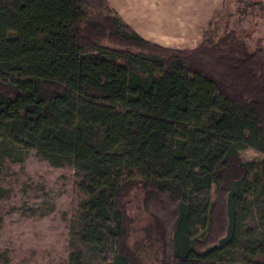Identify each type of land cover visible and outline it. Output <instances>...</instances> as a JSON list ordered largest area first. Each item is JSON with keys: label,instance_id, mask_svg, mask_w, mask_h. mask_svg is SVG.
<instances>
[{"label": "trees", "instance_id": "trees-1", "mask_svg": "<svg viewBox=\"0 0 264 264\" xmlns=\"http://www.w3.org/2000/svg\"><path fill=\"white\" fill-rule=\"evenodd\" d=\"M216 14L173 49L107 0H0V165L73 171L61 264H264V45Z\"/></svg>", "mask_w": 264, "mask_h": 264}, {"label": "rangeland", "instance_id": "rangeland-1", "mask_svg": "<svg viewBox=\"0 0 264 264\" xmlns=\"http://www.w3.org/2000/svg\"><path fill=\"white\" fill-rule=\"evenodd\" d=\"M247 4L248 0H225L212 27L220 34L226 25H235L238 41L252 49L264 45V5L262 14L241 18L243 6L253 10ZM241 155L247 162L263 157L252 149ZM0 172V264L64 262L71 251L69 221L77 197L73 171L49 165L34 150L19 149L7 154Z\"/></svg>", "mask_w": 264, "mask_h": 264}, {"label": "crops", "instance_id": "crops-1", "mask_svg": "<svg viewBox=\"0 0 264 264\" xmlns=\"http://www.w3.org/2000/svg\"><path fill=\"white\" fill-rule=\"evenodd\" d=\"M144 39L173 49H194L225 0H107Z\"/></svg>", "mask_w": 264, "mask_h": 264}]
</instances>
